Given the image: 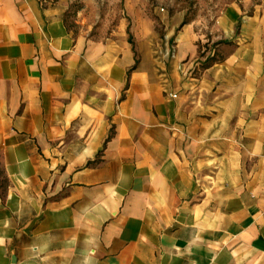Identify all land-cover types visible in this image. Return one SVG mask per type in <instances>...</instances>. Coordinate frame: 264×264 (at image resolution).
Listing matches in <instances>:
<instances>
[{
	"label": "crops",
	"instance_id": "crops-1",
	"mask_svg": "<svg viewBox=\"0 0 264 264\" xmlns=\"http://www.w3.org/2000/svg\"><path fill=\"white\" fill-rule=\"evenodd\" d=\"M218 36L138 57L0 0V264H264V10Z\"/></svg>",
	"mask_w": 264,
	"mask_h": 264
},
{
	"label": "rangeland",
	"instance_id": "rangeland-1",
	"mask_svg": "<svg viewBox=\"0 0 264 264\" xmlns=\"http://www.w3.org/2000/svg\"><path fill=\"white\" fill-rule=\"evenodd\" d=\"M64 11L72 27L84 25L98 34L125 28L136 56L167 59L175 45L194 34L204 64L217 60L219 18L231 6L247 13L264 10V0H42ZM179 39V40H178ZM169 53V54H168Z\"/></svg>",
	"mask_w": 264,
	"mask_h": 264
},
{
	"label": "built area",
	"instance_id": "built-area-1",
	"mask_svg": "<svg viewBox=\"0 0 264 264\" xmlns=\"http://www.w3.org/2000/svg\"><path fill=\"white\" fill-rule=\"evenodd\" d=\"M173 96H175V95H173Z\"/></svg>",
	"mask_w": 264,
	"mask_h": 264
}]
</instances>
